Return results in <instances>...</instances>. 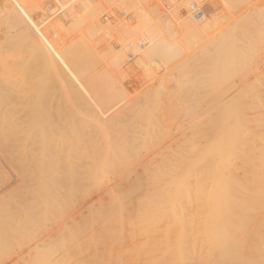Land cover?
Returning a JSON list of instances; mask_svg holds the SVG:
<instances>
[{
  "label": "bare ground",
  "instance_id": "1",
  "mask_svg": "<svg viewBox=\"0 0 264 264\" xmlns=\"http://www.w3.org/2000/svg\"><path fill=\"white\" fill-rule=\"evenodd\" d=\"M120 1H122V0H0V121H1V118L7 119L6 117H4L5 113H7L8 111L10 112L11 108L15 112V108H18V106L21 103L23 104V105L21 104V106H23L24 108H28V106H30L31 108L29 107L30 108V109L28 108L29 110L24 109V108L19 109L20 111L23 110L22 111L23 113L16 109V111H19V113H20V115H19L17 112H15V114L17 113L20 116L19 117L16 114L17 118H15L16 115L11 110L12 114L9 113V115L11 114V116L9 119H7V122H5L6 120L3 119L5 123H2V124L4 125L3 127H5L6 130L8 128L7 125L12 126V124H10V122H12V120L13 121L15 119L18 120V118H22L23 116H25V115H23L24 110H25V113L27 115L30 113L32 114V116L30 115V117L26 115L27 117H29L28 120H27V118L25 119L23 117L26 123H27V121L29 122V119L31 121V119H33L34 115L37 117V113L35 114L34 111H32V107L33 106L37 107L38 104L42 105L41 109H42V107H43V110L48 109V112H46L45 114L48 113L47 115L54 116L53 114H51L52 113L51 111H54L53 113H56L54 118H52L50 116L49 117L45 116L46 119L48 118L46 120V122L48 121V123H49L50 118L53 122H55L52 124L51 128H49L47 125H45V127H44L43 126L44 123L42 122V120H40L41 121L40 122L39 119L35 120V121L33 119L31 121L33 123H31V124L34 127L31 128L29 126V128L25 129V131L27 129H29V130H27L28 132L30 131V129H32L31 131L33 132L34 128H36V129L38 128L37 130L35 129L36 132L34 131L35 135L37 134L36 136H38V134H39V135H42L41 136L42 138H45V139H42L41 137H39L40 140L42 139L41 143H43V144H41V145L46 146V148L43 147V148H45L44 150H42V148H41L42 151L40 150L39 146H38L39 149L37 148L36 152H35L36 148L34 150L33 149L31 150V148H28V147L26 150H25V148H23L22 150L17 149V148H15V149L12 148V146L14 147V145L16 147H19L22 143L26 142L25 139L28 138L27 135L22 134V133H26L27 131L26 132L20 131V135H25V137H26L25 139H23L24 137L22 139H20L21 136H19V130L20 129L23 130V128H25V126L28 127V125L30 124V123L29 124L27 123V125H22L25 123L23 121V118H22V121L19 119V123L21 124V122H22L21 125H22V127L23 126L24 127L22 128L19 124L17 127L20 126L21 128H17L18 130L16 129L17 133H15L16 131H14V130H15V126L17 125L16 122H18V121L15 122L16 125H13L12 128L10 127L11 130L14 131V133L11 132L10 128H8V130H10L9 131L10 135L6 134L8 130L6 131L4 128H1L2 126L0 127V129H3V131L1 130V135H0V158L3 161H7L6 163L1 161V165H3L2 162L5 163L6 165L10 164L8 166H10L11 168L9 169V167H8V169L10 170V172H12L14 174L15 179L18 180V182H19L16 186H13L14 188L12 187L10 190H8L4 193H1L2 191L0 192L1 193L0 194V217L4 213L6 214L5 210L7 209V207H5L4 205H6L7 199H10L13 196H15V197L17 196L19 199L25 200L27 205L23 209L20 208L21 211L19 212L21 214V216L24 217V216H27V215L33 213L32 211H30V209L33 210L36 208V205H38L39 201L35 202V200L38 197L40 198V196H39L40 193L41 194L45 193V194H43V196H44V195H47L48 192L50 191V194H53V196L55 197L54 199L58 200V203L53 204L52 200L49 198L51 200V202L50 201L49 202L52 203V205H56V206H54V207L52 206V207L55 208V211H57L56 212L57 214L59 213V211L62 212L63 209L68 210V209H70L69 207H71L69 212L66 213V216L63 217L62 221L60 222L62 230H64V231L62 232V230H58V232H57V233H59V231H61L63 233L61 236H62V239H64V240L66 237H63V235L65 236L67 234L68 236L67 235L66 236L68 237L67 238L68 242L69 241L71 242V244H70V242L68 243L66 241L67 244L73 245V246H70L71 248H69V245H68V248H69L68 249L67 246L64 245L66 242L64 243L61 240L62 243H64V244H62V243H61L62 245H60V243L58 244L59 247L60 246L62 247L63 245L65 246V247L60 248L61 250L58 251V252H60V251H63V252L60 253L59 255L58 254L56 255V256L60 257L59 260L63 259V261H61L63 263H64V261H66L67 263H70L72 261V262H75L76 264H83V263L85 264L86 263V260H85L86 257L82 254V251L84 254H86V251H84V249L86 250V247H87L89 232L92 230V228H94L95 221L99 220V219L103 220L102 224L104 227L111 228V229L114 228L116 231L119 232L120 235H122V233L126 231L125 229H129V228L132 231H134L135 234L137 233V231H139L140 236L141 235L143 236L145 234L143 237H140L138 235V237H140L141 240L144 241V243H145V241L149 242L150 239H152V240L154 239L153 241H155V240L157 241L158 237L161 236V237H164V239L167 240L168 243H173L172 240L175 238L173 240L174 243H187V244H189L190 242L191 243L195 242V240H193V238H192V233L194 232L193 226H195L194 220L196 218L194 219L193 215H192L191 220H185V216L187 217L188 214L190 215V213L192 211H194L193 214L198 216L197 218L199 219L197 224H201V225H199V228H201V232H199V235L201 236V238H204V240L207 243H209L213 246H216V247H224V246H227V247L236 246V247H238L240 245L246 246L247 243L249 244L251 241H255V240L257 241L259 239L260 240L263 239L264 234H261L258 237V236H256L257 233L255 234L254 231L258 230L257 224H262L261 222L264 221V218H260L257 220L255 219V217L259 215V214H257V210H261V211L264 210V133L262 132V134H260L261 130H262V128L260 126L262 124H264L262 122V119L264 120V116H262V114H261L259 117H257V115L255 114L256 115V117H255L254 113H256V112H253V111H257V110H253V108L255 109L257 106L262 107V105H263L262 96L264 97V95H263L264 94L263 93V87L264 86L262 87L261 83L264 81V78L263 77L261 78V75L259 77L256 74L257 72L254 73L255 70L252 71L251 66L249 67V69L246 70L245 66H243L242 63H240V62H242V60H239V58H241L240 56L237 55L239 58L236 56V59L238 58L237 60L233 58L235 53L237 54V52H234L233 50L240 48L239 45H238L239 47L237 48V43H236V45L234 43V45L236 47L234 48V46H233L234 49L232 48L233 49L232 51L234 52V53L233 52L232 53L234 55H232L229 52L230 49L228 47H226V50H228V53L223 54L221 51L218 52L219 49H221V47L226 42L225 40H223L226 37H222V35L225 36V34H228V32L231 33V32H233V30L231 32L227 31V30L224 32V30H223V33H225V34H222V32H221L222 35L219 34L218 36H221L222 38L218 37L219 41L217 43L216 42L214 43L215 46L212 45L213 47L211 50L213 52H215L214 54H212V52H211L212 55L209 53L212 58L208 59L207 58L208 56L205 57V58H207L208 61L210 60V63L213 66V67L211 66V69H209L210 72L212 71V77H210L211 74L208 73L209 78L212 81V82L210 81L211 84L214 82L213 85H211V88L215 84H216L215 86L217 88L214 87V89L212 88V90L210 88L209 89L210 92L212 91V93H210L208 91V87L206 85L207 90H204V91L205 92L208 91L209 92L208 95L213 94L214 96H213V100L210 96L211 101L208 100V102H210V103H208V104L206 103L203 105H204V107H207L209 104H211L210 106H212V108H211V110L210 109L209 110L213 112L212 113L213 115H212V118H210L211 112L209 113L206 110L207 114H209V115L208 116L206 114L203 115V116H205L204 119L209 118L210 121L205 119L204 123H203L201 115L203 114L202 112H204L203 110L205 108L203 110H200V109L196 110V108L194 107V109L197 112L194 111V115H192L193 114L192 110H194V109H192L193 107H191V104H190V107L192 110L189 109L188 113H190V110H191V115L194 117H192L193 118L192 119V118H190L191 117L190 114L186 115V117L189 116L188 119L189 118L191 119L192 126L188 125L189 128L191 127V129H187L189 131H184V135H182L183 141L181 140L182 141L180 143L181 147H179V148H181L180 149L181 153L179 154L180 151L178 150L177 153H178V156L179 155L180 156H179V158H178V156H176L177 159H179L180 161H178L179 163L176 162L177 168L174 164L176 171L175 170H169L170 167L168 166L169 167V169H168V167L166 166L167 167L166 169L169 170V172L175 171L174 173H171V172L169 173V176H170V174H172V175L170 176L171 181H170V183H168V184H170V186L168 185L169 186V188H168L169 194H167V191H166V194L169 195L168 197L165 194V192H163V194H164V196H166V198L163 197V194L161 193L162 196L159 195L161 198L158 199L159 197L158 198L156 197L157 191L155 192V191H153L154 188H152L153 189L152 190L151 187H149L151 184L150 182H152V181L148 180L150 184H147L148 182L142 183L141 180L139 181L138 176L140 174L139 175L137 174L138 169H137V171L134 169L135 171L133 172L134 175L136 173L138 176H135V178L134 177L130 178L129 177L130 172H128L129 170L127 171L129 165H127L125 168H123L124 170H122V168L120 167L123 172L121 170L116 172V173H118L119 177L117 176L116 173L111 174V175H113V177L117 176L116 178L113 179V181H111V180H110L111 182L109 181V179L113 178L111 175H109V176L106 175L108 177L106 178V176H105L106 179L104 178V176L102 175V172H104V173L107 172V169H108V172H110V171L112 172V170L114 171V166H115L114 159L116 160L115 157L116 156H117V158L120 157L118 159L123 160V158H121V156H122L121 154H124V153L119 151L121 148H119L117 146L119 149L118 150L119 153H121L118 156V151H115V150L111 151L112 149H111V147L109 148V146H107V150H106L104 148V146H105L104 145L103 148L106 150L105 153L106 152H108V153H107V156L105 153L103 155H101V154H99L100 151H97V148H96V150H93L94 149L93 143L94 144H97V143L106 144L105 141H108L107 140L109 137L108 134L112 133V132L107 131L108 125L109 126L114 125L117 122L116 116L115 115H109V116H111V118H113L112 121H115L112 124H108V123L112 122L111 118L106 117L107 118L106 121H108L110 119L111 122L108 121L106 123V121H105V125H104L103 122H101V121H103V118H105L104 116H103V118L101 117L102 120L100 119L101 120L100 121L99 117H95V118L93 117V116H95L94 113H93L94 114L93 116H90L89 112H88L90 109H91L90 110L91 113H92V111H95V110H92V108H96V109L98 108V111L100 113L103 110H104L103 112L106 111L109 114H115L116 112H120L121 109L119 107L121 106V103H124V100L126 99L125 96L128 94V93L125 94L127 91L126 92L123 91V89L125 90V88H123L124 84L122 85V83H123V81L126 83V78L130 72H136V71L141 72L142 71L141 74L137 73L139 77H141V75H143L142 76L143 78L141 77L142 81L146 80V78H149V77H150V79H151V77H155L153 75H156L158 72H161V71L165 70L166 68H168V72L173 70V72H172V74H173L174 68L178 69V67L181 68L182 66L186 65L187 61L190 59V55L192 54L190 47L192 45L193 40L195 39L193 34L196 33V30L194 29V27L193 28L191 27V26H193L192 24L198 23V24L205 26V25H207V22H209V23L215 22V19L216 20L218 18L220 19L222 15H225L226 13L230 14V12H228L229 11L228 9L235 10L234 12H237L238 10L242 9V7H244L245 2L248 0H226L227 3H223V2H221V0H207L204 3L200 0L201 3H204V4L203 5L200 4V8L197 7L198 9H194L192 7L193 11H192V13L190 12L191 17L188 18L186 20V22L182 21L184 16L181 19V21L184 23H182L178 19L179 18L178 17L177 19L181 23L180 22L176 23V26H173L175 23L173 25L172 24L171 25H169V24L164 25L166 23L162 22L161 19H160V21H157V20H159L158 19L159 16L162 17L161 15L156 16L157 17L156 22L153 21L154 20L152 18L153 16L150 15L152 12H148V10H149V9L147 10V8H149L148 6H147V8L146 7L144 8L145 3L142 4V1H141V4L144 6H142L138 2H137L138 3L137 4L134 1L133 2L124 1L120 5V3H121ZM114 2H115V4H117L116 6L112 4ZM180 2H181V0H180ZM196 2H197V0H196ZM251 2L252 1L249 0L247 5ZM173 3H174V1H173ZM189 3H191V2H189ZM123 4H125V5H123ZM184 4H185V2H184ZM191 4H194V3H191ZM251 4H254V3L252 2ZM251 4H250V7L252 6ZM111 5L113 7V10H115V12L113 11L114 17L113 18H111V17L104 18L105 15L110 16L108 14L110 13L109 10H112ZM155 6H152L153 8L151 7L152 11L154 10ZM176 6H177V4L175 5V7ZM178 6H179V4H178ZM224 6H226V7H224ZM218 8H220L218 10L219 12L217 11ZM256 8L257 7H255V10H256ZM144 9H146L147 11ZM162 9H164V8H162ZM171 9H174V7L170 8L169 10H171ZM187 9L188 8H186L185 10H187ZM258 9H257V11H258ZM174 10H176V8ZM242 10H241V12H242L241 15H243V16L240 15L238 17V18H241V19H238L240 21L242 20L243 17H244L243 19H245V18L251 19L252 18L251 20H253L254 18L257 17L258 19L257 18L256 19L258 21H260L261 18L259 19V17L261 15L263 16V14H264L263 13V14L258 16L257 15L258 12L255 11V15H256V17H255L253 15L254 12L252 13V11H251L250 14H251V16L253 15L251 17L250 14L247 13V11L250 10L249 7L248 8L245 7V9L243 11ZM147 12L150 14H148ZM166 12L168 13V11H166ZM176 12L175 13L171 12V13L176 14ZM184 12L182 13V10H181V14H184ZM256 12H257V14H256ZM239 13H235V14L237 15ZM235 14H234L233 18L236 17ZM244 14H246V15L248 14L251 18L246 17V15L244 16ZM164 16L170 17L167 14ZM154 17H155V12H154ZM230 17H229V21H230ZM109 18H111V19H109ZM171 18H169V20H171ZM256 19H254V20L257 21ZM167 20L168 19L166 18L165 21L167 22ZM220 20H219V23H220ZM233 20H232V24L234 25L235 20L234 21ZM236 20H237V18H236ZM174 21H175V19H174ZM240 21H237L239 26H240V23H242ZM247 21H246V23H249V21L248 22ZM237 22H235V23L237 24ZM169 23H170V21H169ZM246 23L244 22V24H246ZM217 24H218V22L216 23V25ZM228 24H229V22H228ZM228 24H227V26H228ZM232 24H231V26H232ZM244 24H242V25L244 26ZM254 24H256V23H254ZM254 24H253V26H254ZM209 25H211V23ZM216 25H214V26L217 28ZM257 25H259V26H258V28H256V31H255L256 36L257 37L263 36L264 35V21L261 22L260 24H257ZM203 26H202V29H204ZM206 27L208 29L207 31L213 30L210 26H209V28H208V26H206ZM240 27H242V26H240ZM254 27H256V26H254ZM229 28H231V27H228L226 29H229ZM245 28H247V27H245ZM232 29H234V28H232ZM248 29H249V27H248ZM215 30H218V29H215ZM237 30L240 31L239 29H237ZM237 30H236V32H237ZM242 30H244V29H242ZM234 32H235V29H234ZM211 33H212V31H211ZM211 33H208V34L210 35ZM217 33H218V31H217ZM245 33H246V31H245ZM205 34H207V33H205ZM246 34H245V36H246ZM71 35H72V37H71ZM234 35H237V33H235ZM213 36H214V33H213ZM231 36H232V34H231ZM241 36L244 37V35H242V34H241ZM254 36L255 35H252L251 38L253 39ZM214 37L213 38L209 37V38L213 39V41H214V39L216 38V37L215 38ZM228 38H226V40ZM235 38H236V36H235ZM244 38H246V37H244ZM248 38H250V37H248ZM258 38L260 39V37H258ZM220 39H222V40H220ZM238 39H240V38H238ZM238 39H236V41ZM228 40H230V38ZM231 40H232V38H231ZM241 40H242V38H241ZM241 40H240V42H241ZM251 40L248 39V41H251ZM254 40H256V39H254ZM254 40H252L251 43ZM213 41H212V43H213ZM243 41L245 42V40H243ZM248 41H247V43H249ZM229 42H227L228 45H229ZM231 42L233 43L234 41H231ZM206 43H207V41H206ZM210 43L208 42V44H210ZM255 43H256V41H255ZM205 45H204V48H205ZM248 45L251 47L250 44H248ZM210 46H208V47L210 48ZM231 46H232V44H231ZM197 48H199V47H197ZM200 49L202 50V52H201V54L200 53L199 54L202 55V58H204L202 53L205 51V49H203V48H200ZM244 49H245V46H244ZM206 50H207V48H206ZM224 50L225 49L223 47V51ZM226 50H225V52H226ZM240 50H241V48H240ZM252 50H253V48L250 49L251 53H253ZM195 51L196 50L194 49V52ZM250 51H248V52H250ZM208 52L209 51H206L204 53V55H209ZM194 55H195V53L193 54V56ZM244 56L249 58L246 54H244ZM246 57H244V58L247 60ZM254 57H255V55H254ZM212 59H213V61H212ZM245 59H244V61L246 62ZM205 60H203V61L206 62L207 60L206 61ZM192 61H193V64L198 62V61L194 62V59H192ZM203 61H200V63H202L204 66L205 63ZM208 61L206 62V64L208 63ZM237 61H239L238 62L239 64L237 63ZM189 62H191V61H188V63ZM126 64H128V65H126ZM177 64H178V66H177ZM193 64H191V65H193ZM206 64H205V67H206ZM208 64H207V66H208ZM195 66H194L195 69H193V71L198 69L197 67L199 66V64H195ZM201 66H199L200 69H201ZM208 67L210 68V65ZM185 68H186V66H185ZM190 68L192 69V67H190ZM117 69L121 70L120 72L122 73V74H119V76H117L116 73H114L115 70H117ZM178 70L180 71V69H178ZM203 70H204V68H203ZM179 71L177 73H179ZM191 71H189V73L194 75L195 72L192 71V73H191ZM197 71L195 73L196 75H197ZM168 72H167V76H169ZM236 72L238 75L237 77H239V78L237 79L238 81L236 80V82L234 83V81H235L234 77L236 75L235 74ZM203 73H205V71ZM238 73H241V74H238ZM199 74H202V73L198 72V75ZM233 74H235V75H233ZM198 75L196 77H195V75L194 76L190 75V77L192 76L190 79L194 80L193 78H196L195 80L198 83V80L200 79L198 77ZM205 75H207V74H205ZM133 76H135V75L133 74ZM161 76H162V74H161ZM167 76L165 78L160 79L161 87L158 86L159 83L157 84L158 88H160L159 91L162 92L161 89H165V90L168 89L169 88L168 85L170 83H172L171 87L175 91H178L180 94V95H178L179 96V102H180L181 101L182 86L184 85L183 84L184 80L179 79V78L175 80L174 77L169 78L170 79L169 80L167 78ZM197 77H198V79H197ZM252 77H254V79L252 80L254 82H252L250 80V79H252ZM206 80H208V78ZM190 81H189V83H191L190 86L192 88L193 81H191V82ZM196 82H194L193 88L196 86V84H195ZM253 83L256 84V87H258V85L259 86L261 85L262 89L254 88ZM8 84H9V86L5 87ZM205 84H203V85H205ZM207 84H209V83L207 82ZM12 86H14V87H12ZM141 86H143V85H141ZM190 86L188 85L186 88L188 89V87H190ZM9 87H12L13 89L11 90V88H10V90H7L6 88H9ZM158 88L156 87L154 89L158 90ZM4 89H6L5 90L7 92L6 94L4 93ZM140 89H141V87H140ZM187 89L184 88L185 91ZM157 90H152V92L156 91V92H154L156 94V93H158ZM190 90L188 89L186 92L189 93ZM138 91H139V89H138ZM191 91H193V90H191ZM204 91H202V92L204 93ZM164 92H167V91H164ZM164 92H163V94H164ZM194 92H198V91L194 90ZM208 92H206V94ZM10 93L12 94V96L10 95ZM147 93H144V96ZM154 93H152V94L154 95ZM141 94H140V96H141ZM191 94H193V93H191ZM260 94H262V95H260ZM7 95L13 97L15 101H18V102L20 101L21 103L18 106L14 103L15 104L14 109H13V107L9 108L10 106H8V105H10V104H8V103H10V102H8V101L10 100L12 102V100H11V97H8ZM130 95H132V93ZM148 96H150V98H151V94ZM183 96L187 97V95H183ZM194 96L195 95H192V96L190 95V97H192V98ZM202 96H205V93ZM202 96H201V98H203ZM163 97H164V95H163ZM133 98H136V96ZM138 98H139V95H138ZM141 98H142V96H141ZM5 99L7 102H5ZM7 99H9V100H7ZM143 99H144V97H143ZM148 99H149V97H148ZM153 99H154V97H153ZM163 99H165V98H163ZM189 99H191V98H188V100ZM134 100H136V99H134ZM154 100L156 101V99H154ZM154 100H153V104H154ZM185 100H187V99L185 98ZM200 100H202V99H200ZM190 102L192 103V100ZM43 103H45L46 107H44ZM129 103L127 105H129ZM137 103H139V102L137 101ZM169 103H170L169 105H171V102H169ZM183 103H184V101H183ZM187 103H188V101H187ZM5 104H6V108L8 106V109H9V110L7 109L8 111H5V110L3 111ZM11 104H13V102ZM32 104H34V105H32ZM36 104H37V106H36ZM133 104H135V103H133ZM256 104H257V106L255 107ZM127 105L124 104L123 106L126 107ZM201 105H202V103H201ZM203 105H202V107H203ZM21 106L19 108H21ZM123 106H121V107L123 108ZM129 106H131V104ZM129 106H127L126 108L128 109ZM159 107L161 109V106H159ZM187 107H189V106L187 105ZM202 107H200V108H202ZM126 108H124L123 113L127 110ZM163 108H166V107H163ZM168 109H169V107H168ZM33 110H35V109H33ZM37 110L38 109H36L35 112H37ZM158 110L159 109H157V111ZM173 110H175V109H173ZM199 110H200V112H198ZM27 111L28 112L30 111V113H27ZM103 112H102V114H104ZM132 112H133V110H132ZM257 112H259V111H257ZM76 113H77V115H76ZM121 113L122 112H120V114ZM123 113L121 115H123ZM128 113H129V109H128ZM131 113H130V115L134 116V114L133 113L131 114ZM134 113H135V111H134ZM148 113H151V112H148ZM204 113H206V112H204ZM74 114L77 117V119H75V116H73ZM78 114H80V116ZM259 114H260V112H259ZM12 115H15V117H14V119L12 118V120L10 121ZM40 115H38V116H40ZM96 115H98V113ZM166 115H167V112H166ZM98 116H101V115H98ZM93 118L95 120H93ZM96 118H98L97 119L98 121H96ZM188 119L186 118V120H188ZM8 120L10 121L9 124H8ZM138 120H139V118H138ZM76 121L78 123H76ZM205 121H207V122H205ZM48 123H46V124H48ZM81 123L82 124L85 123L86 127L87 126L90 128L93 127L91 129L92 130L91 132H93L95 128L99 129L98 132H100V134H98L96 132V134L99 137L94 136V137H96L94 140H93L94 137L92 138V141H91L92 144L91 143L90 144H91V147L93 146V149L89 150V152H88V150L86 151L84 148L86 142L89 140L88 138H90V136L87 137L88 134L86 135V140L87 139L88 140L85 142V144L81 143V145H83V148H84V149L82 148L83 151L85 150L87 152V158L90 157L91 159H94V160H91L90 164H88V163L86 164V162H87L85 159L86 157H84L86 155L84 154V156H83V153L81 155L82 150L80 153L72 152V150L73 151L79 150L81 148V146H78V149H77L75 146L76 143L77 144L79 143L80 139L78 140V138L79 137L85 138L83 135L85 132V129H83L84 125L81 127L79 126V125H82ZM91 123H92V125H91ZM0 124H1V122H0ZM5 124H7L6 125L7 127L5 126ZM13 124H14V122H13ZM49 124H51V123H49ZM106 124H108V125H106ZM93 125H95V127ZM49 126H51V125H49ZM105 126H107V127H105ZM53 127H54V130L56 131V132H53V135H52V133L50 134L49 131L48 132L50 135L48 133H46L47 128H49L50 131H52ZM86 127H84V128H86ZM111 127L112 128H110L111 129L110 131L113 130V133H112V136H110V137L114 138L116 141L118 139H120L118 137H121L122 138L121 142L125 141V140H123L124 137L119 136V135H125L126 133L125 134L124 133L119 134L118 130L117 131L115 130L116 132H114V129H113L114 127L113 126H111ZM151 127H153V126H151ZM155 127H156V125H155ZM177 127H178V125H177ZM203 127L205 129L206 128L208 129L206 132L204 130V134L206 133L205 135L210 133V135H208L209 137L208 136L204 137V139H205L204 141H206L204 145H202V143L199 141L200 140V139H198L199 137L197 138V134H196V136L194 135L195 133L198 132V130L200 132L201 128H203ZM87 128H86V130H87ZM116 128L117 127L115 126V129ZM260 128H261V130H260ZM102 129H104V130H102ZM4 130L6 131V133H4ZM38 130H39V133H37ZM122 130H125V132L127 131L126 128L125 129L122 128ZM161 130L163 131V129H161ZM106 131L108 132V134H106L107 133ZM166 131H168V130H166ZM255 131H257V132L260 131V132L256 134ZM117 132L119 134L118 136H117ZM143 132H142V134H143ZM185 132H188V133H185ZM114 133L116 135H114ZM145 133L147 135V132H145ZM163 133H165V131ZM4 134H6V135H4ZM161 134H162V132H161ZM15 135H17L18 138L20 137L19 139L23 140V142L20 140L18 141V139L16 137L15 138L12 137ZM28 135H29V133H28ZM91 135H94V134H91ZM109 135H111V134H109ZM113 135H114V137H113ZM192 135H194V136H192ZM33 136H34V134H33ZM33 136L30 133L29 137H31V139ZM105 136H108V137H106L107 139H105ZM210 136H211V139H206V138H210ZM129 137L126 136V141L127 140H128V142L130 141V143H128V142H127L128 144L126 143L129 146H127V149L124 147V149L127 150L126 151L127 157L129 154L133 155V153L131 152L133 150L132 148L138 144V143L137 144L135 143V145L133 147H131V151L129 150L131 153H129L128 149L131 146L132 139H134V137L133 138L130 137L131 139H129ZM195 137H196V139H195ZM39 138H37V139L39 140ZM145 138L148 139L147 137H145ZM255 138H258V139L260 138V140L262 142H260V140H259L260 143L257 144V142L248 141V140H255ZM31 139H30V141H31ZM100 139L102 142H100ZM104 139H105V141H104ZM34 140H35V138L33 137L32 141L36 142V140L35 141ZM113 141L114 140H112V142ZM44 142L46 143V145ZM134 142H133V144H134ZM25 144L26 143H24V145ZM101 144H99V145H101ZM110 144H112V143H110ZM123 144H125V143L123 142ZM123 144L121 143V145H123ZM126 144H125V146H126ZM145 144H146V141H145ZM31 145L34 146L35 144L31 143ZM37 145H39V142ZM78 145H80V144H78ZM25 146H27V144ZM25 146H23V147H25ZM74 146H75V148H74ZM114 146H116V145H114ZM114 146H112V147H114ZM85 147L86 148L89 147V144H88V146H85ZM96 147H99L98 144L96 145ZM146 147H147V145H146ZM99 148H101V146ZM103 148L101 150H103V152H104ZM122 148H123V146H122ZM124 149H123V151H124ZM147 149H148V147H147ZM257 149H259V150H257ZM38 150H40L41 153H39ZM133 151H135V150H133ZM98 154H99V156H98ZM110 154L112 155L111 157H110ZM108 155L110 158H108ZM82 156L85 159L84 163H83L84 159H83V161L81 160ZM122 157H124V156H122ZM127 157H125V158H127ZM131 158H135V156L131 157ZM152 159H154V158H152ZM150 160H151V157H150ZM165 160H166V158H165ZM118 161L116 160V162H118ZM131 161H132V165H135V162L133 160H131ZM161 161H164V160L162 159ZM170 161H168V162H170ZM175 161H177L176 158H175L174 162ZM124 162H126V159ZM174 162H171V163H174ZM159 163H158V165H159ZM118 164L122 165L120 162L117 163L116 165H118ZM129 164H131V162ZM150 164H151V161H150ZM1 165H0V177H1L0 180L3 179L5 174L8 172V171L4 172L5 168L3 169V167ZM108 165H109L110 169H109ZM125 165H126V163H125ZM153 165H155V164H152V168H153ZM105 166H107L108 168ZM115 167H117V166H115ZM136 167L138 168L141 166L138 165ZM105 168H107L106 171L104 170ZM133 168H135V167H133ZM171 168H172V166H171ZM158 170H160V169L158 168ZM161 170L163 171V168H161ZM131 171H133V170L131 169ZM99 172H101L100 174L105 179L103 182H104V187L106 186L105 189L103 187H101V188H103V190L107 191V189L110 187L107 195H105L106 197L104 196V194H106L105 192L103 193V197H102L101 192L103 190L97 189L98 186H93V187H90L91 185L89 186L90 182L95 181V179H99L98 177L101 176L99 174ZM108 172L105 174H108ZM119 172H120V174H119ZM142 172L144 173L145 171L143 170ZM150 172H153V171H150ZM150 172L147 171V173H150ZM164 172H166L165 168H164ZM133 173H131V175H133ZM155 173H156V170H155ZM9 174L11 176V173H9ZM150 175H151V173H150ZM7 176H9V175H7ZM141 176L142 175L139 176L140 179L141 178L143 179V176L142 177ZM157 176H160V175L157 174ZM157 176L155 177V179L157 178ZM165 176H167V175H165ZM136 177H137L138 181L133 182V181H135L133 179H136ZM152 177H153V174H152ZM205 177H206V179H205ZM6 178L7 177L4 178L5 181L7 180ZM153 178H151V179L153 181H155ZM163 178H164V176H163ZM4 179H3V182H4ZM128 179H130L131 181L133 180L132 182L135 183V185H136V186H134V188L135 189L137 188V190H135V192L137 191V193H135V194L138 195L140 193L139 194L140 197L144 196L143 198L142 197L140 198L139 196L138 197L140 199H143L145 202L141 203L142 200L140 201V199H138L140 201L138 203H140V204L139 205L137 204V205H138V207L141 206L138 209V207H136L134 204H131L132 201L129 202L130 201V200H128L129 198L128 199L126 198V201L128 200L127 202H129V204H131L132 207L134 205V208L136 207V209H135V211H133L134 209H132V207H131V208H129V210L128 209L126 210L127 212H124L125 210H123V209L127 208V205H129V204L126 203L125 204L126 207L124 206V208H122L123 207L122 203L126 202V201H124L125 200L124 199L122 202L123 197L121 196L122 194L120 193V190L122 189V187H125L126 190H125V188H123L124 192H123V190H121V191L123 192V194L125 193L123 196L127 197L126 192L128 194L131 190V189L127 188V185H128V187L131 185V188L134 185ZM144 179H146V177ZM144 179H143V182H144ZM160 179L162 180V178H160ZM97 181L98 180H96L95 183H97ZM166 181L169 182V179H167ZM192 181H194V182H192ZM1 182H2V180L0 181V183ZM124 182H125L124 185H126V186H122ZM92 183H94V182H92ZM152 184H154V182ZM164 184H166V183H164ZM102 185H99V186H102ZM146 185H149V186H146ZM197 185H199V186L197 188H195ZM107 186H108V188H107ZM168 186H166V188ZM152 187H154V186H152ZM127 189L129 191H127ZM1 190H2V188H1ZM42 190H45V191L42 193ZM138 190H139V192H138ZM133 191H134V189H133ZM152 192L154 194L156 193V195L153 196ZM118 193H119V195H118ZM108 194H110V196H108ZM97 195H98V197H96ZM131 195H133V194H131ZM34 197H36V199ZM128 197H129V194H128ZM154 197H156V199ZM18 198H17V200H18ZM29 198H34V202L37 204L34 205L33 203H29V202H33V201H30ZM130 198L132 200L134 198V195H133V197H130ZM78 199L79 200L82 199V201H84V200L88 201L89 204L87 203L88 204L87 210L89 209V211L86 212L87 214H85V211L82 210L81 207H80V209L82 211L79 214H76L78 210H75L72 213H70V211H72L73 209H76L75 207L79 203V202L77 203ZM100 199H102V201H99ZM17 200L15 199V201H17ZM27 200H29V202H28L29 204L27 203ZM41 200L43 201L44 199H41ZM135 200L136 199L134 198L133 201L137 202V200L136 201ZM183 200L187 203H191V204H188L189 206H193L192 202L195 201L194 205L195 204L196 205H195V207H192L193 210L191 212H190V210H191L190 208L188 211L186 210L187 205L186 206L184 205L186 207V209H185L180 204L181 203L180 201H182V203H183ZM42 201H40V202H42ZM44 201H46V199ZM154 201H155V203H154ZM161 201H163L162 202L163 205H161V203H160V205H161L160 206L158 202H161ZM25 202L23 201V203H25ZM98 202L100 204H98ZM9 204H10V202L8 203V205ZM12 204H14V202ZM19 204H20V202H19ZM39 205H41V203ZM64 205L65 206L69 205V206L64 207ZM14 206H16L18 209L17 205H13L12 209ZM16 207H15V209H16ZM41 207H42V205H41ZM43 207H44V205H43ZM43 207H42V210H41V208H39L38 212L36 211L37 212L36 214H38L39 211L40 212L43 211ZM8 209L6 211H8ZM10 209H11V207H10ZM44 209H46V207ZM50 209L51 210H49V208H48V211H52V208H50ZM28 210L30 211V213ZM35 210H37V209H35ZM35 210H33V211H35ZM48 211H47V213H48ZM43 212H41L40 214H42ZM53 212H54V210H53ZM187 212H189V213L187 214ZM13 213L16 214L17 212L14 211ZM13 213L10 212L11 215H13ZM263 213L264 212H262V215H263ZM33 214H31V215H33L35 218L37 216L38 219L44 217V216L41 217L42 215L39 216V214L38 215H35V213H33ZM113 214L117 217H114ZM255 214H257V215H255ZM6 215H4V216H6ZM19 215H18V217L15 216V217H17L16 221L18 220ZM31 215H30V217H31ZM52 215L53 216L55 215V217L57 218V216H59L60 214L56 215L55 213H52ZM33 216H32V218H29V219L32 220L34 218ZM48 216H50V215H48ZM48 216H46V217H48ZM53 216H51V217H53ZM78 216H80V218ZM253 216H255L254 219H253ZM15 217H11L9 219H13ZM60 218H58V219H60ZM9 219H7V221H6L7 223H5V225L8 223L10 224ZM45 219H47V218H45ZM53 219L51 222L56 221V220L53 221ZM1 220H3V219L0 218V221ZM22 220L23 219H21L20 221H22ZM29 221L27 220V222H29ZM39 221H40V219H39ZM12 222H14V221H12ZM24 222L26 223V221H24ZM43 222H44V220H43ZM159 222H160L159 226H162L161 233H157L154 235L150 234V233L156 232L154 230H155V227L158 225L157 223H159ZM162 222L165 223V224L163 223L165 228L163 227V225H161ZM19 224H20V222H19ZM34 224H38V223L35 221ZM48 224H51V223H48ZM40 225L42 226L41 223H40ZM27 226H28V224H27ZM29 226H30V224H29ZM48 226L49 225H47V227ZM6 227H7V225H6ZM10 227H8V228L10 229ZM35 227H36V225H35ZM44 227H46V225ZM258 227H259L258 231L261 232L262 229L260 230V226H258ZM262 227L264 229V226H262ZM33 228H34V226H33ZM26 229H28V228L26 227ZM131 230H129V231L131 232ZM173 230L176 231V233H174V236H173L174 238L169 237L170 233L172 234ZM1 231H3V230L1 229ZM11 231H13V230H11ZM175 231H173V232H175ZM64 232H65V234H64ZM134 233L131 232L130 235L136 241V239L138 237H136L137 235L135 236ZM142 233H144V234H142ZM10 234H12V233H10ZM32 236H34V235H32ZM32 236L30 238L33 240ZM36 236H37V234H36ZM30 238H29V240H27V242H31V243L33 242L32 244L36 243V242L32 241ZM56 238H57V236H56ZM171 238H172V240H171ZM47 239H48V237H47ZM56 240H58V239H56ZM56 240H55V242H57ZM138 241H140V240H138ZM42 242L43 241H41V243ZM136 243L139 244V242H136ZM150 243H152V241ZM150 243H149V247L152 245V244L150 245ZM141 244H139V245L144 247L143 243H141ZM263 244H264V242H263ZM40 245L41 244L39 243L38 245L36 244L35 246H37L39 248ZM51 245H52V243H51ZM139 245H136L137 249L140 247ZM250 245L255 246L254 242H253V244L250 243ZM256 245L259 246L258 244H256ZM145 246H147V245H145ZM37 247L34 249L35 250L38 249ZM142 247H140L139 249H141ZM236 247H234V248H236ZM231 248H233V247H231ZM54 249H56V248H54ZM50 250H47V251H49V253H50L51 252ZM56 250H58V249H56ZM141 250L143 251V248ZM141 250H137V251H139V253L137 251H136V253H138V254L143 253L146 250V248H144L143 252H141ZM234 251L232 250L231 252L234 254L237 253L236 251L235 252ZM30 252H32V251H30ZM30 252L28 251L27 254H29ZM43 253L45 254V252H43ZM52 253H50V254H52ZM46 256L47 255H45V257ZM52 256H54V258L56 257L55 254ZM28 257H29V255H28ZM50 257L51 256H49V258ZM1 258H3V257H1ZM7 258H9V257H7ZM30 258L33 259L34 257L31 256ZM17 260L15 259V262L12 261L11 263H8V264H14V263H16ZM23 260H24V258H23ZM54 260L52 259V261H54ZM5 261L6 260H4L3 262H5ZM29 262L30 261H28L27 264H32V262H30V263ZM37 262L39 263L38 260H37ZM21 263L26 264L24 261ZM34 263L35 262H33V264ZM50 263H51V261H50ZM63 263H61V264H63ZM72 264H74V263H72Z\"/></svg>",
  "mask_w": 264,
  "mask_h": 264
},
{
  "label": "rangeland",
  "instance_id": "2",
  "mask_svg": "<svg viewBox=\"0 0 264 264\" xmlns=\"http://www.w3.org/2000/svg\"><path fill=\"white\" fill-rule=\"evenodd\" d=\"M124 1H130V2H135V3H139V4H141V1H142V4L143 3H145L144 5H142V6H144V8L146 7L147 8V6L149 7V8H147V10H148V12H152L151 14L150 13H148V14H150V15H152L153 17V21H155L156 22V20H157V17L156 16H158V15H161L162 17H158V19L159 20H157V21H160V19H161V21L162 22H165L166 24H164V25H173L174 23V25L173 26H176V23H179L180 21H181V19H182V17H183V19H182V21H185L186 22V20L188 19V18H190L191 17V13H192V11H193V8L194 9H198V8H200V4L201 5H203L204 3H205V1H207V0H201L202 2H204V3H201V1L200 0H197V2H196V0H181V2H180V0H122V1H120L121 3H120V5L124 2ZM157 1V2H156ZM173 1H174V3H173ZM250 1H252L254 4H251V3H249L248 5H247V3L249 2V0L248 1H246L245 2V4H244V7H242V9L244 10L245 9V7L246 8H250V10L249 11H247V13L248 14H250V12L252 11V13H253V15L256 17V15H255V11H257V9H258V14H257V12H256V14L259 16V15H261V14H263L264 13V0H250ZM255 1V2H254ZM152 2V3H151ZM183 2V3H182ZM184 2H185V4H184ZM188 2V3H187ZM189 2H191V3H194V4H191V3H189ZM200 2V3H199ZM221 2H223V3H227L226 2V0H221ZM137 3V4H138ZM147 3V4H146ZM113 5H117V4H115V2L114 3H112ZM152 4V5H151ZM177 4V6L175 7V5ZM178 4H179V6H178ZM197 4V5H196ZM250 4L252 5L251 7H250ZM123 5H125V4H123ZM156 5V6H155ZM159 5V6H158ZM194 5V6H193ZM152 6H155V8H154V10L152 11L151 10V7ZM169 6V7H168ZM174 7V9L176 8V10H174V9H171V10H169L170 8H173ZM184 6V7H183ZM187 6V7H186ZM111 7H112V5H111ZM166 7V8H165ZM178 7V8H177ZM180 7V8H179ZM193 7V8H192ZM198 7V8H197ZM224 7H226V6H224ZM255 7H257L256 8V10H255ZM153 8V7H152ZM162 8H164V9H162ZM186 8H188L187 10H185ZM211 8V7H210ZM116 9V8H115ZM179 9V10H178ZM212 9V8H211ZM220 8H218L217 9V11L219 10ZM228 9V8H227ZM226 9V10H227ZM242 9H240V10H238L237 12H234L235 10H230V9H228L227 11L228 12H230V14H228V13H226L225 15H222L221 16V20L218 18L217 20L215 19V22L217 21L218 22V24L216 25V23L215 22H210L211 23V25H209L210 23L209 22H207V25H205V26H203V25H201V24H198V23H195V24H192L193 26H191L192 28L194 27V29L196 30V33L195 34H193V36L195 37V39L193 40V42H192V45H191V47H190V50H191V55H190V59L188 60V61H191V62H189L188 63V61H187V64L186 65H184V66H182L181 68L180 67H178V69H180V71L177 69V68H174V73L172 74V72H173V70L172 71H170V72H168V68H166L165 70H163V71H161V72H158L156 75H153V76H155V77H151V79H150V77L149 78H146V80H144V81H142V76L143 75H141V77H139L138 76V74H141L142 73V71L140 72V71H136V72H130L129 73V75L127 76V78H126V83L123 81V83H122V85L124 84V86H123V88H125V90L123 89V91L124 92H126L125 94H127L125 97H126V99L124 100V103H121V106H123L124 104L125 105H127L129 102V105L131 104V106H129V105H127V106H129L128 107V109H129V113H128V109L125 107V106H123V108L120 106L119 108L121 109L120 110V112H122L123 113V110H124V108H126L127 110L123 113V115H121L120 114V112H116L115 114H109V113H107L106 111V113L105 112H103V111H101V113L98 111V108L96 109V108H92V110H95V111H92V113H91V109L88 111L89 112V115L90 116H93L94 114H95V116H93L94 118L95 117H99V120L101 119L102 120V118H103V116L105 117V118H103V121H101V122H103V124L105 125V121H106V119L107 118H111V116H109V115H115L116 116V123L114 124V125H108V124H112L113 122H115V121H112L113 120V118H111V121H110V119L108 120L109 122H111V123H108V124H106V125H108V128H107V131H109V132H112L113 133V130L112 131H110L111 129L110 128H112L111 126H113L114 128V132H116L117 130H118V132H119V134H125V135H119L118 134V132H117V136L119 135V136H122V137H124V139L123 140H125V141H123L125 144L128 142V140L126 141V136L127 137H131V138H133L134 137V139H132V143H131V146H130V148L128 149V152L129 153H133V155H131V154H129L128 155V157L126 156L127 154H126V149H127V146H129V145H127L128 143H130V141L126 144V146H125V144H123V142H121V137H118V138H120V139H118L117 141L114 139V138H111L110 136H112V133H109V134H111V135H109L108 134V132L106 133V134H108V136H105V139H107L106 137H108V141H105V139H104V141H105V143L107 144H101V143H97L98 144V146L100 147L101 146V148H99V147H96V145L97 144H94L93 143V146H94V149H93V146L91 147V141H92V138L94 137V136H98L97 134H96V132L98 133V134H100V132H98L99 131V129H97V128H95L94 129V131L93 132H91L92 130V128L93 127H86V124L84 123V124H82V125H79L80 127L81 126H83V129H85V132H84V137L85 138H83V137H79L78 138V140H79V143L78 144H80V145H78L77 143H76V148L78 149V146H81V148L79 149V150H72V152H74V153H80L81 152V150H82V152H81V155H82V153H83V156H84V154L86 155V156H84V157H86L85 159H86V164L88 163V164H90V162H91V160H94V159H91L90 157H88L87 158V150H88V152H89V150H96V148H97V151H100L99 152V154H101V155H103L104 153H105V151L107 150V146H109V148L111 147V151H118L119 149H118V147L119 148H121L119 151H121L122 153H124V154H121V153H119V151H118V156H119V154H121L122 156H124V157H122L121 156V158H123V160L125 161V159H126V162H124L123 160H121V159H118V158H120V157H118L117 158V156L115 157L116 158V160L118 161V162H116V160L114 159V162H115V166H117V167H115L114 166V171L112 170V172L110 171V172H108V167H109V165H108V167L107 166H105V167H107V168H105L104 170L106 171V169H107V172H108V174H105V173H107V172H102V175L104 176V178H105V176L106 175H111V174H113V173H116L117 171H119V170H121V168H122V170H124L123 168H125L127 165H129L128 166V169H127V171L128 172H130V178L131 177H134L135 178V176H138L139 174L140 175H142L143 176V179L146 177V179H144V182H143V179L141 178L140 179V175L138 176V179H139V181L141 180L142 181V183H146V182H148L147 184H150V186L149 185H146V186H149V187H151V189L152 188H154V190L153 191H157L156 193H157V195H156V193L154 194L153 192V196L154 195H156V197L158 198V199H160L161 197L160 196H162V194H163V192H165V194H166V191H167V194H169V190H168V188H169V186H170V184H168V183H170V181H171V175L172 174H170V176H169V173L171 172H169V170H175L176 171V168H177V163L176 162H178V161H180L179 159H177V157L176 156H178V153H177V151L179 150L180 151V149L181 148H179V147H181V145H180V143L183 141L182 140V135H184V131H189V130H187V129H191V127L189 128V126H192V124H191V119L190 118H192V117H194V116H192V115H194V111L195 112H197L196 110H198V109H200V110H203L204 108V112H206V113H204V112H202L201 114V117H202V120H203V123H204V120L206 119H204V117L205 116H203V115H209V114H207V111L210 113V115H211V117L210 118H212V111H210L211 110V108H212V106H210L211 104H209L207 107H204V105L203 104H208V103H210V102H208V100L209 101H211V98H212V100H213V94L211 95H208L209 94V92H210V88H211V85H213V83L211 84V80H210V78H209V74H211V76L210 77H212V71L210 72L209 71V69H211V63H210V60L208 61L207 60V58L208 59H210V58H212L211 57V55L212 54H214L215 52H213L211 49H212V47L213 46H215V42L217 43L218 41H219V38H222V37H226V38H228L229 36V38H230V40H226V38L225 39H223V40H225L226 42H225V44L221 47V49H219V51L218 52H222L223 54H225V53H228V50H226V47H228L230 50H229V52L232 54V55H234L233 53L234 52H237V54L235 53V55H234V59H236V56L238 55V56H240L241 58H239L238 56V58H239V60H242V62H240V63H242L243 64V66H245V68H246V70L247 69H249V67L251 66L252 67V71L253 70H255V72L254 73H256L259 77H260V75H261V78L263 77L264 78V35L263 36H258V37H260V39L256 36V28H258V26L259 25H257V24H260L261 22H263L264 21V14H263V16L261 15L260 17H259V19H260V21H258L256 18H254V19H256L257 21H255L254 19L253 20H251L252 18V16H251V14H250V16L248 15H246V14H244V16L246 15V17H250L251 19H248V18H245V19H243L242 18V20L240 21V20H238V19H241V18H238L240 15H241V10ZM144 10H146V9H144ZM146 10V11H147ZM156 10V11H155ZM158 10V11H157ZM173 10V11H172ZM181 10H182V13L184 12V14H181ZM184 10V11H183ZM242 10V11H243ZM110 11V13L108 14V15H110V16H107V15H105L104 16V18H107V17H111V18H113L114 16V14H113V11L115 12V10H113V7H112V10H109ZM166 11H168V13L166 12ZM177 11V12H176ZM214 11V10H213ZM226 11V12H227ZM154 12H155V17H154ZM171 12H176V14H173V13H171ZM191 12V13H190ZM219 12V11H218ZM232 12V13H231ZM159 13V14H158ZM235 13H239V14H235ZM168 15V16H170V17H167V16H164V15ZM234 14H235V16L236 17H234L233 18V16H234ZM231 17H230V16ZM59 16V15H58ZM173 16V17H172ZM187 16V17H186ZM189 16V17H188ZM241 16H243V15H241ZM164 17V18H163ZM173 19H172V18ZM179 17V18H178ZM229 17H230V21H229ZM111 18H109V19H111ZM168 19L169 20V18H171V20H169L170 21V23H169V21L167 20V22L165 21V19ZM180 20V21H178V19ZM236 18H237V20H236ZM174 19H175V21H174ZM185 19V20H184ZM223 19V20H222ZM227 19V20H226ZM235 20V22H237V21H240V22H242V23H240V26H242V27H240L239 26V24H238V22H237V24L234 22V25L232 24V20ZM164 20V21H163ZM173 20V21H172ZM219 20H220V23H219ZM233 20V21H234ZM248 20L249 21V23H246V21ZM178 21V22H177ZM181 21V22H182ZM227 23H226V22ZM247 21V22H248ZM252 21V22H251ZM255 21V22H254ZM106 22V21H105ZM180 22V23H181ZM228 22H229V24H228ZM244 22L247 24H244ZM258 22V23H257ZM182 23H184V22H182ZM224 23V24H223ZM254 23H256V24H254ZM186 24V23H185ZM216 25L217 26V28L214 26V25ZM223 24V25H222ZM227 24H228V26H227ZM231 24H232V26H231ZM242 24H244V26L242 25ZM253 24H254V26H256V27H254L253 26ZM178 25V24H177ZM184 25V24H183ZM220 25V26H219ZM222 25V26H221ZM226 25V26H225ZM237 27H236V26ZM246 25V26H245ZM202 26L204 27V29H202ZM206 26H208V28H209V26L213 29V30H211L212 31V33H211V31L209 30V31H207L208 29H207V27ZM214 26V27H213ZM220 28H219V27ZM234 26V27H233ZM228 28V27H231V28H229V29H226V28ZM245 27H247V28H245ZM248 27H249V29H248ZM210 28V29H211ZM218 29V30H215V29ZM222 28V29H221ZM224 28V29H223ZM232 28H234L235 29V32H234V29H232ZM239 29L240 31H238L237 29ZM244 29V30H242V29ZM193 29V30H194ZM220 29V30H219ZM231 29V30H230ZM247 29V30H246ZM222 30V31H221ZM223 30H224V32L227 30V31H232L233 30V32H231V33H229L228 32V34H225V33H223ZM236 30H237V32H236ZM242 30V31H241ZM217 31H218V33H217ZM245 31H246V33H245ZM217 34H216V33ZM220 32V33H219ZM221 32H222V34H225V36H223L222 34H221ZM240 32V33H239ZM243 32V33H242ZM205 33H211L210 35L208 34H205ZM213 33H214V36L216 37H214L213 36ZM235 33H237V35H234ZM219 34H221L222 35V37L221 36H218ZM231 34H232V36H231ZM241 34L242 35H244V37H246V38H244V37H242L241 36ZM245 34H246V36H245ZM249 34V35H248ZM217 35V36H216ZM227 35V36H226ZM252 35H255L254 37H253V39L251 38V36ZM235 36H236V38H235ZM250 37V38H248V37ZM71 37H72V35H71ZM208 39H207V38ZM209 37H214L215 39H214V41H213V39H211V38H209ZM219 37V38H218ZM263 39H262V38ZM203 38V39H202ZM231 38H232V40H231ZM234 38V39H233ZM238 38H240V39H238ZM241 38H242V40H241ZM193 39V38H192ZM213 41V43H212V41ZM236 39H238L237 41H236ZM248 39L249 40H254V39H256V40H254L252 43H251V41H248ZM210 40V41H209ZM216 40V41H215ZM220 40H222V39H220ZM240 40H241V42H240ZM243 40H245V42L243 41ZM205 41V42H204ZM206 41H207V43H206ZM230 41V42H229ZM231 41H234L233 43L231 42ZM244 43H243V42ZM247 41L249 42V43H247ZM255 41H256V43H255ZM200 42V43H199ZM203 42V43H202ZM208 42L210 43V44H208ZM227 42H229V45H228V43ZM227 43V44H226ZM234 43H235V45H236V43H237V48L240 46V48H241V50H240V48L239 49H236V50H233L236 46L234 45ZM255 43V44H254ZM206 44V45H205ZM223 44V43H222ZM231 44H232V46H231ZM248 44H250L251 45V47L248 45ZM262 44V45H261ZM203 45V46H202ZM204 45H205V48H204ZM211 45V46H210ZM213 45V46H212ZM239 45V46H238ZM208 46H210V48L208 47ZM233 46H234V48H233ZM244 46H245V49H244ZM257 46V47H256ZM197 47H199V48H197ZM223 47H224V49L226 50V52H225V50L223 51ZM243 47V48H242ZM200 48H203V49H205V51L202 53L203 54V57L204 58H202V55H200L201 54V52H202V50L200 49ZM206 48H207V50H206ZM227 48V49H228ZM233 48V49H232ZM251 48H253V50H252V52L253 53H251V51H250V49ZM194 49L196 50L195 52H194ZM209 49V50H208ZM200 50V51H199ZM234 52H233V51ZM243 50V51H242ZM250 51V52H248V51ZM198 51V52H197ZM206 51H209L208 52V54L210 53L211 54V52H212V54L210 55H204V53L206 52ZM239 51V52H238ZM247 51V52H246ZM233 52V53H232ZM242 52V53H241ZM244 52V53H243ZM195 53V55L193 56V54ZM198 53V54H197ZM200 53V54H199ZM241 53V54H240ZM255 53V54H254ZM240 54V55H239ZM244 54H246L249 58H247L246 56H244ZM257 54V55H256ZM197 55V56H196ZM243 55V56H242ZM254 55H255V57H254ZM200 56V57H199ZM208 56V57H207ZM210 56V57H209ZM198 57V58H197ZM205 57H207V58H205ZM244 57H246L247 58V60L244 58ZM237 58V59H238ZM257 58V59H256ZM192 59H194V62H197V63H194L193 64V61H192ZM207 60L208 61V66L210 65V68L207 66V64H206V62H204L203 60ZM236 59V60H237ZM244 59L246 60V62L244 61ZM254 59V60H253ZM200 61H203L205 64H206V67H205V64H204V66H203V64L202 63H200ZM212 61H213V59H212ZM211 61V62H212ZM235 61V60H234ZM245 63H244V62ZM255 61V62H254ZM239 61H237V63H238ZM249 64H248V63ZM191 64H193V65H191ZM195 64H199V66H201V69L199 68V66L197 67L198 69V71L197 70H194L193 71V69H195L194 68V66H195ZM201 64V65H200ZM239 64V63H238ZM245 64V65H244ZM248 64V65H247ZM260 64V65H259ZM126 65H128V64H126ZM125 65V66H126ZM190 65V66H189ZM177 66H178V64H177ZM185 66H186V68H185ZM190 67H192V69L190 68ZM196 67V66H195ZM213 67V66H212ZM203 68H204V70H203ZM254 68V69H253ZM256 68V69H255ZM177 69V70H176ZM182 69V70H181ZM184 70V71H183ZM193 71V72H195L196 73V71H197V75H198V72L199 73H202V74H199L198 75V77L200 78L199 80H198V83L196 82V78H193L194 80H191L190 78L192 77V76H194L195 75V77L197 76L195 73H194V75L193 74H190L189 73V71ZM200 70V71H199ZM121 70H119V69H117V70H115V72L114 73H116V75L117 76H119V74H122L121 72H120ZM168 72V74H169V76H167V72ZM179 71V73H177ZM183 71V72H182ZM192 71H191V73H192ZM205 71V73H203V72ZM140 72V73H139ZM178 74H176V73ZM242 72V71H241ZM132 73V74H131ZM138 73V74H137ZM185 73V74H184ZM209 73V74H208ZM133 74L135 75V76H133ZM161 74H162V76H161ZM172 74V75H171ZM192 75L191 77H190V75ZM205 74H207V75H205ZM236 74V75H235ZM235 74H233V75H235V81H234V83L236 82V80L239 78V77H237L238 75H237V72L235 73ZM238 74H241V73H238ZM131 75V76H130ZM171 75V76H170ZM189 75V76H188ZM202 75V76H201ZM167 76V78L169 79V78H171V77H174L175 78V80L176 79H182V80H184L183 81V86H182V93H181V101L179 102V96L178 95H180L179 94V92L178 91H175L171 86H172V83H170L168 86H169V88L168 89H161L162 90V92L161 91H159L160 90V88H158V86H160L161 87V85H160V79L161 78H165ZM184 76V77H183ZM206 76V77H205ZM252 76V75H251ZM157 77V78H156ZM186 77V78H185ZM198 77H197V79H198ZM258 77V78H259ZM137 78V79H136ZM159 78V79H158ZM184 78V79H183ZM188 78V79H187ZM208 78V80H206ZM212 79V78H211ZM254 79V77H252V79H250L251 81ZM159 80V81H158ZM170 80V79H169ZM193 81V84H194V82H196L195 84H196V86L193 88V84H192V88H191V86H190V84L191 83H189V81ZM128 81V82H127ZM190 81V82H191ZM200 81V82H199ZM206 83H204V82ZM211 81V82H210ZM238 81V80H237ZM263 81V80H262ZM185 82V83H184ZM207 82L209 83V84H207ZM252 82H254V81H252ZM143 83V84H142ZM159 83V85L157 86V84ZM188 83V84H187ZM263 84H264V81L262 82ZM261 83V85H262V87L264 86L263 84ZM147 84V85H146ZM203 84H205V85H203ZM254 84V83H253ZM126 85V86H125ZM141 85H143V86H141ZM156 85V86H155ZM190 86V87H188V89L190 90H193V91H189V93L188 92H186L188 89L186 88L187 86ZM200 85V86H199ZM206 85H207V87H208V91H206V92H208L207 94H206V92L204 91V90H207V87H206ZM216 85V84H215ZM212 86V88L214 89V87H216V86ZM261 85L259 86L258 85V87H256V84H254V88H256V89H262L261 88ZM9 86V84L8 85H6L5 87H8ZM15 86V85H14ZM14 86H12V87H14ZM145 86V87H144ZM205 88H203V87ZM210 86V87H209ZM218 86V85H217ZM12 87H9V88H6L7 90H10V88H11V90L13 89ZM140 87H141V89H140ZM158 88V90L157 89H154V88ZM260 87V88H259ZM127 88V89H126ZM133 88V89H132ZM184 88L185 89H187L186 91L184 90ZM212 88H211V90H212ZM217 88V87H216ZM6 89H4V93L6 94L7 92L5 91ZM138 89H139V91H138ZM142 90V91H141ZM152 90H157V92L159 93H154V92H156V91H154V92H152ZM194 90L195 91H198V92H194ZM201 90V91H200ZM137 91V92H136ZM148 93H147V92ZM164 91H167V92H164ZM202 91H204V93H205V96H202L204 93L202 92ZM261 91V90H260ZM10 92V91H9ZM8 92V93H9ZM162 94H161V93ZM163 92H164V94H163ZM193 93V94H191V93ZM132 93V95H130V94ZM136 95H135V94ZM138 93V94H137ZM142 93V94H141ZM144 93H147V94H145V96H144ZM152 93H154V95L156 96H154ZM168 93V94H167ZM199 93V94H198ZM210 93H212V91L210 92ZM261 93V92H260ZM263 93H264V87H263ZM140 94H141V96H142V98H141V96H140ZM151 94V98H150V96H148V95H150ZM189 94V95H188ZM197 94V95H196ZM10 95L12 96V94L10 93ZM130 95V96H129ZM138 95H139V98H138ZM163 95H164V97H163ZM183 95H187V97H184ZM190 95L192 96V95H195L193 98L192 97H190ZM260 95H262V94H260ZM264 95V94H263ZM8 97H11V96H9V95H7ZM136 96V98H133V97H135ZM154 97V99H156V101L153 99V97ZM161 98H160V97ZM201 96L203 97V98H201ZM209 96V97H208ZM210 96H211V98H210ZM143 97H144V99H143ZM148 97H149V99H148ZM205 97V98H204ZM209 99H208V98ZM261 97V96H260ZM146 98V99H145ZM160 98V99H159ZM163 98H165V99H163ZM185 98L187 99V100H185ZM188 98H191V99H189L190 101L192 100V103L188 100ZM134 99H136V100H134ZM138 99V100H137ZM141 99V100H140ZM199 99V100H198ZM200 99H202V100H200ZM7 100H9V99H7ZM11 100H12V102H13V104H11L12 102L9 100L8 102H10V103H8V104H10V105H8V106H10L9 108H11V107H13V109L15 108L14 107V105L16 104L17 106L21 103L20 101L18 102V101H15L14 100V98L13 97H11ZM129 100V101H128ZM146 100V101H145ZM153 100H154V104H153ZM158 100V101H157ZM197 100V101H196ZM135 101V102H134ZM137 101L139 102V103H137ZM142 103H141V102ZM145 101V102H144ZM150 101V102H149ZM152 101V102H151ZM183 101H184V103H183ZM187 101H188V103H187ZM194 101V102H193ZM262 101H263V105H262V107H258L257 106V104L255 105V109L253 108V110H257V111H259L260 112V114H259V112H257V111H253V112H256V113H254V115L256 114L257 115V117H259L261 114H262V116H264V97L262 96ZM5 102H7L6 101V99H5ZM4 102V103H5ZM128 102V103H127ZM135 103V104H133V103ZM147 102V103H146ZM169 102H171V105H169L170 103ZM190 102V103H189ZM202 103V105H203V107H202V105H201V103ZM15 103V104H14ZM127 103V104H126ZM144 103V104H143ZM166 103V104H165ZM186 103V104H185ZM22 104V103H21ZM21 104L18 106V108H15V112H17L19 115H20V113H19V109H22V108H24L23 106H21ZM44 104V107H46L45 106V103H43ZM123 104V105H122ZM133 104V105H132ZM146 104V105H145ZM164 104V105H163ZM168 104V105H167ZM180 104V105H179ZM190 104H191V107H193L192 109H194V107L196 108V110L194 109V110H192L191 109V107H190ZM255 104V103H254ZM23 105V104H22ZM32 105H34V104H32ZM47 105V104H46ZM154 105V106H153ZM185 105V106H184ZM187 105L190 107H187ZM198 105V106H197ZM8 106H7V108H6V104H5V107L3 108V111L5 110V111H8L9 109H8ZM21 106V108H19ZM25 106V105H24ZM36 106H37V104H36ZM41 106L42 105H40V104H38V106L37 107H35V106H33L32 107V111H34V113L36 114L37 113V117L34 115L33 116V119H34V121L35 120H38L39 119V121L40 120H42V122L44 123H42L43 124V126L45 127V125H47L49 128H51L52 127V124L53 123H55V122H53L52 120H51V118H50V120H49V123H51V124H49L48 123V121L46 122V120L48 119H46V117H49L50 115H47V114H45L46 112H48V109H45V110H43V107H42V109H41ZM150 106V107H149ZM159 106H161V109H160V107ZM169 107V109H168V107ZM197 106V107H196ZM26 107V106H25ZM30 106H28V108H29ZM35 107V108H34ZM149 107V108H148ZM163 107H166V108H163ZM182 109H181V108ZM200 107H202V108H200ZM6 108V109H5ZM28 108H24V109H28ZM31 108V107H30ZM29 108V109H30ZM118 108V109H119ZM144 108V109H143ZM147 108V109H146ZM151 108V109H150ZM163 108V109H162ZM180 108V109H179ZM185 108V109H184ZM188 108V109H187ZM207 108V109H206ZM8 109V110H7ZM16 109L17 110H19V111H16ZM28 109V110H29ZM33 109H35V110H33ZM36 109H38L37 110V112H35L36 111ZM157 109H159L158 111H157ZM173 109H175V110H173ZM189 109H191L192 110V112H193V114L191 115V110H190V113H188L189 112ZM210 109V110H209ZM262 109V110H261ZM11 110H12V108H11ZM11 110H10V112L8 111L7 113H5V116L4 117H6L7 119H9L10 118V116H11ZM43 110V111H42ZM132 110H133V112H132ZM144 110V111H143ZM173 110V111H172ZM179 110V111H178ZM200 110L198 111V112H200ZM207 110V111H206ZM261 110V111H260ZM23 111V110H22ZM22 111H20V112H22ZM31 111V110H30ZM30 111L28 112L27 111V113H30ZM31 111V112H32ZM51 111V110H50ZM118 111V110H117ZM134 111H135V113H134ZM12 112L15 114V112L12 110ZM44 112V113H43ZM52 112V113H51ZM50 113L51 114H53L54 116L56 115V113H53L54 111H51ZM98 113V115H101V116H98V115H96L97 113ZM102 112L105 114H102ZM133 113L134 114V116L133 115H130V113ZM148 112H151V113H148ZM157 112V113H156ZM166 112H167V115H166ZM170 112V113H169ZM172 112V113H171ZM175 112V113H174ZM9 113H11L10 115H9ZM16 113V114H17ZM23 113V112H22ZM21 113V114H22ZM94 113V114H93ZM131 113V114H132ZM177 113V114H176ZM258 113V114H257ZM15 114V115H16ZM17 114V115H18ZM41 114V115H40ZM148 114V115H147ZM183 114V115H182ZM191 115V117L188 119V117L189 116H187L186 117V115ZM198 114V113H197ZM15 115H12V117H11V119H10V121L12 120V118L14 119V117H15ZM17 115H16V117L15 118H17ZM18 115V116H19ZM23 115H27L26 113H25V110H24V114ZM30 115L32 116V114L30 113V114H28L27 116H29L30 117ZM38 115H40V116H38ZM76 115H77V113H76ZM79 116H80V114H78ZM108 115V116H107ZM120 115V116H119ZM185 115V116H184ZM253 115V114H252ZM256 115H255V117H256ZM9 116V117H8ZM25 116H23L25 119L27 118V120H28V118L29 117H25ZM46 116V117H45ZM54 116H50V117H52V118H54ZM73 116H75V114L73 115ZM178 116V117H177ZM184 116V117H183ZM20 117V116H19ZM22 117V118H23ZM37 119H36V118ZM42 117V118H41ZM102 117V118H101ZM107 117V118H106ZM141 117V118H140ZM145 117V118H144ZM152 117V118H151ZM22 118H18V120L17 119H15L14 121L12 120V122H10L9 120H8V124H9V122H10V124H12V126H10V125H7V124H5V126L7 125L8 126V128H12L13 127V125H16L15 126V130L14 131H16V129L17 128H21L22 127V125H27V123L29 124L28 125V127L27 126H25V128H23V130L22 129H20L19 130V136H21V138L20 139H22L23 137V139H25L26 137H25V135H27V137L28 138H26L25 139V141L26 142H24V143H26L27 144V146H25L24 145V143H22L23 142V140H20L19 138H18V136L17 135H15V136H12V137H16L17 139H18V141L20 140V141H22L21 143L23 144H21L19 147H16L15 145H14V147L12 146V148H17V149H20V150H22L23 148H25V150L27 149V147L28 148H31V150L33 149H35V152H36V150H37V148H38V146H39V148H40V150H41V148H42V150H44L45 148H46V146H43V145H41V144H43V143H41V141H42V139H45V138H42L41 136L42 135H39L38 134V136H36L35 135V132H36V130L38 129H36V128H34V130H33V132L31 131L32 129H30V131L28 132L27 130H29V129H27L26 131L29 133V135H30V133H31V135L33 136V134H34V138H35V140H36V142H33L32 141V139H33V137H32V139H31V137H29V135H28V133L25 131V129L26 128H29V126L32 128V127H34V126H32V124L31 123H33V122H31L33 119H31V121H30V119H29V122L27 121V123L25 122V120H24V118H23V121L26 123H24V124H22V122H21V124L19 123V119L22 121ZM80 118V117H79ZM93 118V120H95ZM137 118V119H136ZM138 118H139V120H138ZM186 118L188 119V120H186ZM208 118V117H207ZM4 118H1V124H0V127L1 128H4L5 129V127H3L4 125L2 124V123H5V122H7V119H4V120H6L5 122H4V120H3ZM75 119H77V117L75 116ZM98 118H96V121H98L97 120ZM115 119V118H114ZM157 119V120H156ZM193 119V118H192ZM136 122H135V121ZM150 120V121H149ZM160 120V121H159ZM206 120H209V118L208 119H206ZM16 121H18V122H16ZM108 121H106V123L108 122ZM138 121V122H137ZM157 121V122H156ZM210 121V120H209ZM13 122H14V124H13ZM15 122H16V124H15ZM41 122V121H40ZM141 122V123H140ZM146 122V123H145ZM185 122V123H184ZM205 122H207V121H205ZM262 122L264 123V120L262 119ZM46 123H48V124H46ZM76 123H78L77 121H76ZM143 123V124H142ZM179 123V124H178ZM20 124V126L19 127H17L18 125ZM41 124V125H42ZM145 124V125H144ZM152 124V125H151ZM49 125H51V126H49ZM91 125H92V123H91ZM120 125V126H119ZM125 125V126H124ZM155 125H156V127H155ZM177 125H178V127H177ZM189 125V126H188ZM6 126V127H7ZM54 126V125H53ZM94 127H95V125H93ZM115 126L118 128H116L115 129ZM126 128V132H125V130H122V128L123 129H125L124 127ZM151 126H153V127H151ZM84 127H86L87 128V130H86V128H84ZM105 127H107V126H105ZM122 127V128H121ZM151 127V128H150ZM161 127V128H160ZM261 128H262V130H261V128H260V130H261V133L260 134H262V132L264 133V124H262L261 126H260ZM8 128H7V130H8ZM11 128H10V130H11ZM49 128H45L46 129V133H48L49 134V132H50V134L52 133V135H53V132H56L55 130H54V127H53V129H52V131H50V129ZM153 128V129H152ZM179 128V129H178ZM36 129V130H35ZM161 129H163V131L161 130ZM165 129V130H164ZM1 130L3 131V129H0V135H1ZM6 130V129H5ZM4 130V133H6V131ZM10 130H8L7 131V135H10ZM18 130V129H17ZM102 130H104V129H102ZM116 130V131H115ZM166 130H168V131H166ZM204 130H205V132L208 130L207 128L205 129L204 127L203 128H201V130H200V132H199V130H198V132L197 133H195L194 135L196 136V134H197V138L198 139H200L199 141L202 143V145H204L205 144V142L206 141H204L205 139H204V137H206V136H208V135H210V133H208L207 135H205L204 134ZM14 131H12L11 130V132H13L14 133ZM20 131L21 132H26V133H22V134H25V135H20ZM35 131V132H34ZM49 131V132H48ZM122 133H121V132ZM144 131V132H143ZM165 131V133H163ZM170 131V132H169ZM41 132V131H40ZM45 132V131H44ZM83 132V131H82ZM90 132V133H89ZM142 132H143V134H142ZM145 132H147V135H146V133ZM161 132H162V134H161ZM260 132V131H259ZM259 132H257V131H255V133L257 134V133H259ZM3 133V132H2ZM9 133V134H8ZM15 133H17V131L15 132ZM37 133H39V130L37 131ZM185 133H188V132H185ZM254 133V134H255ZM6 134H4V135H6ZM41 134V133H40ZM49 134V135H50ZM88 134V135H87ZM91 134H94V135H91ZM128 134V135H127ZM153 134V135H152ZM169 134V135H168ZM3 135V136H4ZM86 135H87V137L88 136H90V138H88L87 140H86ZM114 135H116L115 133H114ZM114 135H113V137H114ZM157 135V136H156ZM194 135H192V136H194ZM205 135V136H204ZM151 138H150V137ZM153 136V137H152ZM155 136V137H154ZM39 137H41L42 139L40 140V138ZM96 137H94L93 138V140L96 138ZM99 137V136H98ZM116 137V136H115ZM129 137V139H131ZM145 137H147L148 139H144ZM181 137V138H180ZM209 137V136H208ZM31 139V141H30V139ZM37 138H39V140L37 139ZM85 139V140H84ZM114 140L113 142H112V140ZM128 139V138H127ZM143 139V140H142ZM156 139V140H155ZM189 139V138H188ZM195 139H196V137H195ZM197 139V140H198ZM206 139H211V136H210V138H206ZM258 138H255V140H248V141H253V142H257V144H259L260 142H262L261 140H260V138L257 140ZM34 140V141H35ZM111 140V141H110ZM148 140V141H147ZM182 140V141H181ZM259 140H260V142H259ZM44 141V140H43ZM87 141V142H86ZM123 144V145H121V143ZM135 141V142H134ZM137 141V142H136ZM145 141H146V144H145ZM180 141V142H179ZM33 143V144H35L34 146L33 145H31V143ZM38 142H39V145H37L38 144ZM85 142H86V144H85ZM100 142H102L101 141V139H100ZM116 142V143H115ZM133 142H134V144H133ZM149 142V143H148ZM45 143V142H44ZM81 143H84L85 144V146H88V144H89V147H85L84 146V148H85V150L83 151V145H81ZM91 143V144H90ZM110 143H112V144H110ZM135 143L137 144V145H135ZM143 143V144H142ZM99 144H101V145H99ZM109 144V145H108ZM45 145H46V143H45ZM106 147H105V146ZM114 145H116V146H114ZM121 145V146H120ZM135 145V146H134ZM146 145H147V147H148V149H147V147H146ZM23 146H25V147H23ZM33 146V147H32ZM42 146V147H41ZM75 146H74V148H75ZM103 146H104V148L106 149H104L103 148ZM112 146H114V147H112ZM118 146V147H117ZM122 146H123V148H122ZM134 146V147H133ZM144 146V147H143ZM43 147H45V148H43ZM124 147L126 148V149H124ZM131 147H133L132 149L133 150H135V151H131ZM146 147V148H145ZM38 148V149H39ZM83 148V149H82ZM104 149V152H103V150H101V149ZM136 148V149H135ZM145 148V149H144ZM174 148V149H173ZM176 148V149H175ZM256 148V147H255ZM259 148V147H258ZM100 149V150H99ZM123 149H124V151H123ZM40 150H38L39 151V153H41L40 152ZM41 150V151H42ZM131 152H130V151ZM257 150H259V149H257ZM76 151V152H75ZM148 151V152H147ZM86 152V153H85ZM110 152V151H109ZM127 152V153H128ZM97 153V152H96ZM107 153L108 152H106L105 154H106V156H107ZM173 153V154H172ZM181 153V151L179 152V154ZM99 154H98V156H99ZM137 154V155H136ZM158 155V156H157ZM82 156V161H83V159H84V157ZM112 155L110 154V157H111ZM135 156V158H131V157H134ZM156 156V157H155ZM162 156V157H161ZM174 156V157H173ZM180 156V155H179ZM179 156H178V158H179ZM109 157V155H108V158H110ZM125 157H127V158H125ZM150 157H151V160H150ZM166 158V160H165V158ZM173 157V158H172ZM152 158H154V159H152ZM175 158H176V160L177 161H175L174 162V160H175ZM181 158V157H180ZM85 159H84V161H83V163L85 162ZM88 159V160H87ZM129 161H128V160ZM164 160V161H161V160ZM121 160V161H120ZM131 160H133L134 162H135V165H132V161ZM171 160V161H170ZM1 161H3L1 158H0V165H1ZM89 161V162H88ZM150 161H151V164H150ZM168 161H170V162H168ZM3 162H7V161H3ZM2 162V164L3 165H1L2 167H3V169H4V172L6 171H8L6 174H5V176L3 177V179L5 178V177H7L6 179V181H5V179H4V182H3V179H1L2 180V182L0 183L1 185H0V192L1 193H4V192H6V191H8V190H10L13 186H16L19 182H18V180H16L15 179V177H14V174L12 173V172H10V166H8V165H10V164H8V165H6L5 163H3ZM121 163L122 165H120V164H118V165H116L117 163ZM124 162V163H123ZM131 162V164H129ZM149 162V163H148ZM155 162V163H154ZM161 164H160V163ZM168 162V163H167ZM171 162H174V163H171ZM125 163H126V165H125ZM158 163H159V165H158ZM179 163V162H178ZM134 164V163H133ZM152 164H155V165H153V168H152ZM169 164V165H168ZM174 164H175V166H176V168L174 167ZM5 165V166H4ZM120 165V166H119ZM141 166V167H136V166ZM148 165V166H147ZM111 166V165H110ZM143 166V167H142ZM155 166V167H154ZM169 166L170 167V169H169V167H168V169L169 170H167L166 168ZM171 166H172V168H171ZM8 167H9V169H8ZM119 167V168H118ZM121 167V168H120ZM133 167H135V168H133ZM151 169H150V168ZM160 169V170H158V168ZM116 168V169H115ZM155 168V169H154ZM161 168H163V171L161 170ZM164 168H165V170H166V172H164ZM109 169H110V167H109ZM131 169L133 170V171H131ZM137 171V169H138V175L135 173V175H134V171L135 170ZM154 169V170H153ZM121 170V171H122ZM145 171L144 173L142 172V171ZM155 170H156V173H155ZM158 170V171H157ZM147 171L148 172H150V171H153V172H150L151 173V175H150V173H147ZM160 171V172H159ZM174 171V172H175ZM123 172V171H122ZM158 172V173H157ZM164 174H163V173ZM174 172H171V173H174ZM9 173H11V176H10V174ZM101 172H99V174H100ZM131 173H133V175H131ZM117 174V176L119 177V175H118V173H116ZM119 174H120V172H119ZM147 176H146V175ZM152 174H153V177H152ZM157 174L158 175H160V176H157ZM206 174V173H205ZM7 175H9V176H7ZM101 175V174H100ZM101 175V176H102ZM165 175H167V176H165ZM98 177L99 179H95V181L96 180H98L97 181V183H95V181H92V182H94V183H92V182H90L89 183V186L90 187H93V186H98L97 187V189H100V190H103V188L105 189L106 188V186L104 187V180L108 177V176H106V178L104 179L103 178V176L102 177ZM112 177H113V175H111ZM115 176V175H114ZM116 176V177H117ZM141 176V177H142ZM157 176V178L155 179V177ZM163 176H164V178H163ZM13 177V178H12ZM116 177H113V178H111V179H109V181L111 180V181H113V179L114 178H116ZM126 177V176H125ZM124 177V178H125ZM169 177V178H168ZM250 177V176H249ZM1 178V177H0ZM102 178V179H101ZM151 178H153L155 181H153ZM160 178H162V180L160 179ZM169 179V182L168 181H166L167 179ZM251 178V177H250ZM14 179V180H13ZM92 179V178H91ZM133 179V178H132ZM151 179V180H150ZM160 179V180H159ZM205 179H206V177H205ZM0 180V181H1ZM11 180V181H10ZM128 180H130V179H128ZM133 180H135V181H133ZM132 181L133 182H136V181H138L137 180V177H136V179H133ZM152 181V182H150L149 183V181ZM164 180V181H163ZM9 181V182H8ZM91 181V180H90ZM110 181V182H111ZM131 181V180H130ZM131 181V182H132ZM132 182V183H133ZM154 182V184H152ZM192 182H194V181H192ZM164 183H166V184H164ZM14 184V185H13ZM98 184V185H97ZM103 184V185H102ZM125 184V182L123 183V185L122 186H126V185H124ZM134 184V185H133ZM132 185V188H131V185L128 187V185H127V188H129V189H131L130 190V192L128 193L129 194V197H128V194H127V192H126V195H127V197H124L123 195L125 194H123V192H124V189L123 188H125V187H122V189L121 190H123V192L120 190V193L122 194H120L123 198H122V202H123V200L124 201H126V198L128 199V200H130L129 202H131L132 201V203L131 204H134L136 207H138V205L140 204V203H138V202H140L141 200V203L142 202H145L143 199H140L141 197H140V193L137 195V194H135V193H137V191L135 192V190H137V188L135 189L134 188V186H136L135 185V183H133ZM5 185V186H4ZM49 185V184H48ZM99 185H102V186H99ZM154 186V187H152V186ZM169 185V186H168ZM166 186H168L167 188H166ZM199 185H197L195 188H197ZM89 187V188H90ZM101 187H103V188H101ZM145 187V186H144ZM203 187V186H202ZM1 188H2V190H1ZM14 188V187H13ZM50 188V187H49ZM107 188H108V186H107ZM109 189H110V187L107 189V191L106 190H103L102 192H101V194H102V197H103V193L105 192L106 194H104V196L105 195H107V193H108V191H109ZM133 189H134V191H133ZM167 189V190H166ZM199 189V188H198ZM50 190V189H49ZM125 190H126V188H125ZM151 190V191H152ZM45 190H42V193L44 192ZM127 191H129L128 189H127ZM133 191V192H132ZM132 192V193H131ZM138 192H139V190H138ZM0 193V194H1ZM52 193V192H51ZM133 194L134 195V198L137 200V202H134L133 201V199L131 200V198L130 197H133V195H131V194ZM162 193V194H161ZM43 194H45V193H43ZM43 194H41L40 193V200L38 199H36V197H34L36 200H35V202H37V201H42L41 199H46V201H42V202H40L41 203V205H42V207H43V205H44V207H43V211H41V212H43L42 214H40L41 212L39 211V216L40 215H42L41 217H43V218H39L40 219V221H39V219H38V217L36 216V218L33 216L34 214L33 213H35V215H38V214H36L37 212H38V209L39 208H41V210H42V207H41V205H39L40 203L38 202V205H36L37 203H35L34 202V198H29V200L30 201H33V202H29V200H27V203L29 202V203H33L34 205H36V208L35 209H37V210H35V209H33V210H35V211H33V210H31L30 209V211H32L33 213H31V214H33V215H31V214H29V215H27V216H24V217H22L21 216V214L19 213L20 211H21V209L20 208H25V206L27 205L26 204V202H25V200H22V199H19L17 196L15 197V196H13V197H11L10 199H7L6 200V205H4L5 207H7V209L9 208L10 209V207H11V209L9 210L8 209V211H6L5 210V212H6V214L4 213L0 218L1 219H3V220H1L0 221V264H8V263H11L12 261H14L15 262V259L17 260L16 261V263H14V264H23V263H21V262H25L26 264H27V262L28 261H30V262H32V264H33V262H35L36 264H61V263H63V262H61V261H63V259L62 260H59L60 259V257L59 256H56L57 254L59 255L60 253H62L63 251H60V252H58L59 250H61L60 248H62V247H65V246H67V248H68V245L69 244H67V242H68V235L66 236H64L63 235V237H66L65 238V240L64 239H62V232L64 231V230H62V227H61V221H62V219H63V217H65L66 216V213L67 212H69V210L71 209V207H69L70 209H63V211L61 212V211H59V213L58 214H60L59 216H57V218L55 217V215L53 216L52 215V213H55L56 215H58L56 212L57 211H55V208H53L54 206H56V205H52V203H50L51 202V200H52V202H53V204L54 203H58V200L56 201L54 198V196H53V194H50V191L48 192V196L47 195H44L43 196ZM50 194V195H49ZM166 194V195H167ZM42 195V196H41ZM118 195H119V193H118ZM137 195V196H136ZM142 195V194H141ZM160 195V196H159ZM53 198H52V197ZM101 196V195H100ZM108 196H110V194H108ZM107 196V197H108ZM140 198H139V197ZM152 196V197H153ZM169 195H167V197H168ZM96 197H98V195L96 196ZM106 197V196H105ZM137 197V198H136ZM144 197V196H143ZM142 197V198H143ZM156 197H154L155 199H156ZM163 197H165L166 198V196H164V194H163ZM17 200V198H18V202L17 201H15V199ZM51 200H50V199ZM79 198V197H78ZM109 198V197H108ZM147 198V197H146ZM145 198V199H146ZM138 199H140V201L138 200ZM163 199V198H162ZM48 200V201H47ZM127 200V201H128ZM135 200V201H136ZM23 201L25 202V203H23ZM50 201V202H49ZM85 201V202H84ZM84 201H82V199H78L77 200V203H78V205L75 207L76 209H73L72 211H70V213H72L73 211H75V210H78L77 211V213L76 214H79L82 210H84L85 211V214H87L86 212L87 211H89V209L87 210V206H88V201L87 200H84ZM99 201H102V199H100ZM123 202L122 203V208H124V206H125V204L127 203V204H129V202ZM10 202V206L8 205V203ZM14 202V204H12ZM19 202H20V204H19ZM162 202L163 201H161V202H158L159 203V205H160V203H161V205H163L162 204ZM181 203V205L186 209V207H187V211L189 210V208L191 209L190 210V212L193 210L192 209V207H195V205H194V203H195V201L194 202H192L193 203V206H189L188 204H191V203H187V202H185L184 200H183V203H182V201H180ZM22 203V204H21ZM28 203V204H29ZM82 203V204H81ZM88 203V204H87ZM154 203H155V201H154ZM165 203V202H164ZM185 203V204H184ZM98 204H100L99 202H98ZM97 204V205H98ZM131 204H129V205H127V208H125V209H123V210H125L124 212H127L126 210L128 209L129 210V208H131L132 207V205ZM138 204V205H137ZM166 204V203H165ZM13 205H17L18 206V209H17V207L16 206H14L13 207V209H12V206ZM31 205V204H30ZM33 205V206H34ZM134 205H133V207H132V209H134L133 211H135V209H136V207L134 208ZM160 205V206H161ZM186 207H185V206ZM53 206V207H52ZM69 206V205H68ZM68 206H65L64 205V207H68ZM79 206V207H78ZM130 206V207H129ZM15 207H16V209H15ZM46 207V209H44ZM78 207V208H77ZM80 207H81V209H80ZM126 207V206H125ZM141 207V206H140ZM140 207H138V209L140 208ZM48 208H49V210H51L50 208H52V211H48ZM58 208V207H57ZM20 209V210H19ZM86 209V210H85ZM102 209V208H101ZM131 209V210H132ZM53 210H54V212H53ZM58 210V209H57ZM66 212H65V211ZM17 212L16 214H14L13 212ZM29 211V210H28ZM27 211V212H28ZM30 211H29V213H30ZM37 211V212H36ZM47 211H48V213H47ZM259 211V212H258ZM10 212L11 213H13V215H11L10 214ZM51 212V213H50ZM193 212L194 211H192L191 213H190V215L188 214L189 212H187V217L185 216V220H191V218H192V215H193V218L195 219L194 221V224H195V226H193V230H194V232L192 233V238H193V240H195V242L194 243H189V244H187V243H174V233H176V231L175 230H173V231H175V232H173L172 231V234L170 233V236L169 237H173L174 239L172 240V238H171V240H172V242L173 243H168L167 242V240H165L164 239V237H161V236H159L158 237V239H157V241L155 240V241H153L152 239H150L149 240V242H146L145 241V243H144V241H142L141 240V238L140 237H143L145 234L144 233H142V234H144L143 236L141 235H139V231H137V233L135 234L134 233V231H132L130 228L129 229H125L126 231L125 232H123L122 233V235H120L119 234V232L118 231H116L114 228L113 229H111V228H106V227H104L103 226V220L102 219H99V220H96L95 221V223H94V228H92V230L89 232V235H88V241H87V247H86V250L84 249V251H86V254H84L83 253V251H82V254L86 257V263L87 264H264V244H263V242H264V238L263 239H259V240H255V241H251L250 243L251 244H253V242H254V244H255V246L254 245H250V243L248 244L247 243V245L246 246H238V247H236V246H231V247H233V248H231V247H227V246H224V247H216V246H213V245H211V244H209V243H207L205 240H204V238H201V236L199 235V232H201V228H199V225H201V224H197V222L199 221V219L197 218L198 216H196V215H194L193 214ZM262 212H264V210H257V214H259L258 216H253V219H254V217H255V219L257 220V219H260V218H264V213H263V215H262ZM9 213V214H8ZM20 215H19V214ZM44 214V215H43ZM50 215V216H48V215ZM257 214H255V215H257ZM4 215H6V216H4ZM18 215H19V218H18V220L16 221V219H17V217H18ZM30 215H31V217H30ZM15 216H17V217H15ZM32 216L35 218H33L32 220L31 219H29V218H32ZM46 216H48V217H46ZM51 216H53V217H51ZM113 216L114 217H117V216H115L114 214H113ZM11 217H15V218H13V219H9V218H11ZM61 217V218H60ZM79 218H80V216H78ZM259 217V218H258ZM45 218H47V219H45ZM54 218V219H53ZM58 218H60V219H58ZM78 218V219H79ZM82 218V217H81ZM7 219H9V222H10V224L8 223V224H6L7 225V227H6V225H5V223H7L6 221H7ZM21 219H23L22 221H20ZM52 219H53V221L54 220H56V221H54V222H51L52 221ZM184 219V218H183ZM14 221V222H12V221ZM27 220L29 221V222H27ZM34 220V221H33ZM43 220H44V222H43ZM48 220V221H47ZM24 221H26V223L24 222ZM37 222L38 224H34V222ZM2 222V223H1ZM16 222V223H15ZM19 222H20V224H19ZM42 224V226L40 225V223ZM43 222V223H42ZM157 222V221H156ZM258 222V221H257ZM48 223H51V224H48ZM143 223V222H142ZM164 222H162V224L161 225H163V227L165 228V226H164V224H163ZM262 224H257V229L259 230V227L258 226H260V230H261V232L260 231H254L255 232V234H256V236H258L259 237V235H261V234H264L263 232H264V229H263V227L262 226H264V221L263 222H261ZM22 224V225H21ZM27 224H28V226H27ZM29 224H30V226H29ZM44 224V225H43ZM158 225L155 227V230L154 231H156L155 233H150V234H157V233H161V231H162V226H159L160 225V222L159 223H157ZM4 225V226H3ZM20 225V226H19ZM35 225H36V227H35ZM46 225V227H44ZM47 225H49L48 227H47ZM11 226V227H10ZM33 226H34V228H33ZM8 227H10V229L8 228ZM16 227V228H15ZM26 227L28 228V229H26ZM196 229H195V228ZM31 228V229H30ZM137 228V227H136ZM1 229L3 230V231H1ZM22 229V230H21ZM139 229V228H138ZM11 230H13V231H11ZM58 230H62V232L61 231H59V233H57L58 232ZM129 230H131V232H133L134 233V235L136 236V237H138V235L140 236V237H138L137 239L138 240H140V241H138L137 239H136V241H135V239L130 235L131 234V232L129 231ZM196 230V231H195ZM41 231V232H40ZM18 232V233H17ZM39 232V233H38ZM56 232V233H55ZM253 232V233H254ZM10 233H12V234H10ZM22 233V234H21ZM32 233V234H31ZM260 233V234H259ZM8 234V235H7ZM36 234H37V236H36ZM60 234V235H59ZM64 234H65V232H64ZM149 234V235H150ZM28 235V236H27ZM32 235H34V236H32ZM13 236V237H12ZM33 237V240L30 238V237ZM56 236H57V238H56ZM200 236V237H199ZM24 237V238H23ZM36 237V238H35ZM47 237H48V239H47ZM29 238L32 240V241H34V242H36V243H34V244H32L31 242H27V240H29ZM35 238V239H34ZM140 238V239H139ZM43 239V240H42ZM56 239H58V240H56ZM67 239V240H66ZM256 239V238H255ZM30 240V241H31ZM43 241L42 243H41V241ZM45 240V241H44ZM50 240V241H49ZM55 240L57 241V242H55ZM60 240V241H59ZM65 243L66 241V243L64 244V243H62V241ZM70 240V239H69ZM250 240V239H249ZM248 240V241H249ZM152 241V243H150ZM259 241V242H258ZM27 242V243H26ZM41 244L40 246H39V248L37 247V246H35L36 244L38 245L39 243ZM70 242V241H69ZM68 242V243H69ZM136 242H139V244H141V243H143V246L144 247H142V246H140L138 243H136ZM154 242V243H153ZM171 242V241H170ZM257 242V243H256ZM31 243V244H30ZM45 245H44V244ZM51 243H52V245H51ZM56 245H55V244ZM60 243V245H62V244H64L62 247L60 246L59 247V244ZM62 243V244H61ZM136 243V244H135ZM149 243H150V247H149ZM262 243V244H261ZM47 244V245H46ZM70 244H71V242H70ZM256 244H258L259 246H257ZM31 245V246H30ZM35 247H34V246ZM58 245V246H57ZM136 245H139L140 247H142L143 248V251H144V248H146V250L143 252L141 249H137L136 247ZM142 245V244H141ZM145 245H147V246H145ZM261 245V246H260ZM48 246V247H47ZM56 246V247H55ZM70 246H73V245H69V248H71ZM254 246V247H253ZM38 248V249H34V248ZM148 247V248H147ZM234 247H236V248H234ZM33 248V249H32ZM54 248H56V249H58V250H56V249H54ZM68 248V249H69ZM45 249V250H44ZM51 249V250H50ZM141 250V252H143V253H140V254H138L139 253V251H137V250ZM148 249V250H147ZM47 250H50L51 252L50 253H52L53 251L55 252H53L52 254H50L49 253V251H47ZM233 250H235L237 253H232L231 251ZM28 251L30 252V251H32V252H30L29 254H27L28 253ZM57 251V252H56ZM136 251L138 252V253H136ZM234 251V252H235ZM14 252V253H13ZM43 252H45V254L43 253ZM48 252V253H47ZM34 253V254H33ZM39 253V254H38ZM11 254V255H10ZM13 254V255H12ZM38 254V255H37ZM44 254V255H43ZM55 254V258H54V256H52V255H54ZM28 255H29V257H28ZM45 255H47L46 257H45ZM87 255V256H86ZM140 255V256H139ZM11 256V257H10ZM34 257L33 259L32 258H30V257ZM49 256H51L50 258H49ZM139 258H138V257ZM1 257H3V258H1ZM7 257H9V258H7ZM23 258H24V260H23ZM30 258V259H29ZM9 261H8V260ZM52 259L54 260V261H52ZM4 260H6L5 262H3ZM11 260V261H10ZM26 260V261H25ZM33 260V261H32ZM37 260L39 261V263L37 262ZM21 261V262H20ZM48 263H47V262ZM50 261H51V263H50ZM3 262V263H2ZM20 262V263H19ZM29 262V263H30ZM43 262V263H42ZM56 262V263H55ZM34 263V264H35ZM67 262L66 261H64V263L63 264H66ZM72 263H74V264H76L75 262H70V263H67V264H72ZM85 263V264H86ZM84 264V263H83Z\"/></svg>",
  "mask_w": 264,
  "mask_h": 264
}]
</instances>
